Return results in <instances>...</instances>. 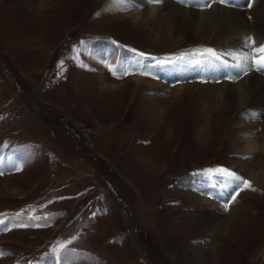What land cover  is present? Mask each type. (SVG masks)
<instances>
[{"label": "rangeland", "instance_id": "1", "mask_svg": "<svg viewBox=\"0 0 264 264\" xmlns=\"http://www.w3.org/2000/svg\"><path fill=\"white\" fill-rule=\"evenodd\" d=\"M35 1L0 0V161L12 162L0 164V219L8 217L0 264H65L52 249L72 237L67 264H264V181L246 172L264 179V151H245L248 116L232 118L217 96L222 84L241 94L239 80L249 74L220 58L228 43L200 40L192 25L169 33L163 0L135 8L52 0L41 12ZM184 2L200 11L227 5ZM248 3L232 7L251 21ZM260 45L264 39L249 44L252 61ZM205 48L217 57L197 51ZM214 57L226 71L198 68L181 78L160 71ZM108 65L131 74L113 75ZM262 133L264 117L258 144ZM209 168L253 187L205 174ZM30 216L48 217L47 226H15L45 223ZM228 216V228L210 227Z\"/></svg>", "mask_w": 264, "mask_h": 264}, {"label": "bare ground", "instance_id": "2", "mask_svg": "<svg viewBox=\"0 0 264 264\" xmlns=\"http://www.w3.org/2000/svg\"><path fill=\"white\" fill-rule=\"evenodd\" d=\"M24 3L29 6L32 1L35 0H23ZM125 3L130 4L134 8L139 4L149 3L150 0H123ZM162 1V0H161ZM163 5L160 8L159 12H163L162 18L165 20L168 32L174 34L178 30H183L182 34H187L186 30L188 25H192V28H195V31H192L196 37L201 39L204 38H217L222 41V43L227 44L229 50L222 55L221 59L229 60L230 66L237 67L241 70L248 69L249 74L246 77H243L241 80V94L238 90L235 89V84H225L221 87L222 89L218 92L219 102L222 103L226 110L231 111L232 118H236L240 115H247L248 120L243 124L242 131L244 134V141L246 142L245 151L247 153L260 152L264 151V133H262L261 144H258L256 141L255 130L258 127L259 119L264 117V73H261L262 70H257V72L251 69V56L248 52H251L249 44L247 41H244L242 35H248L250 33L256 34L258 39L256 41H262L264 39L262 34H264V0H253L251 11L253 12V19L250 21L249 18L245 17L244 12H241L237 7H232L233 1H228L227 5L220 6L218 3L205 11H200V9L191 7L188 4L184 5V0H163ZM206 2V0H204ZM52 0H42V3H38L34 9H37L38 12L43 11L42 6L51 5ZM232 2V3H231ZM241 2V1H240ZM107 6L110 8L118 6L119 2L117 0H108L106 2ZM186 3H189L186 1ZM36 4V3H35ZM34 4V5H35ZM31 6V5H30ZM40 8V9H38ZM208 8V7H207ZM152 10H157L156 6L152 7ZM158 12V13H159ZM250 12V11H249ZM261 38V39H260ZM227 46V45H226ZM248 51V52H247ZM259 56V53H257ZM217 57V56H216ZM216 57L211 61L203 63L202 65L189 66L187 63H174L173 65H166L161 68V74H164L167 78H181L187 74V70L196 71L198 68H201L204 72L209 74H218L220 71H226L225 65L222 63H217ZM243 57H247L245 60ZM253 57V56H252ZM224 61V60H223ZM217 64V66H216ZM233 67V68H234ZM220 69V70H219ZM228 69V68H227ZM231 69V68H230ZM231 74V73H230ZM234 76V75H233ZM238 77V76H237ZM241 78V77H240ZM236 80V79H235ZM234 83V82H233ZM157 98L162 96V92L165 91L167 87L165 83L157 86ZM256 92L257 96H254V99H250L253 95L252 92ZM251 107V108H249ZM160 113V112H159ZM157 114H153L152 118L154 119ZM159 115V114H158ZM163 115V114H162ZM163 118V117H162ZM160 120V119H159ZM156 121V120H155ZM162 121V120H161ZM152 122V121H151ZM154 122V121H153ZM161 123V122H160ZM1 165L10 166L12 162L10 160L0 161ZM251 168V167H250ZM249 173L250 179L261 183L264 179L261 177L260 172L246 171ZM264 183V182H263ZM229 187V186H228ZM206 201L207 199L204 198ZM210 216L218 217L216 212H209ZM222 216V215H221ZM225 217V216H224ZM231 217V216H230ZM230 217H227L225 220L222 217L221 221L216 222L213 225H210L214 231H220L225 226H230L231 221ZM232 218V217H231ZM215 219V218H214ZM236 220V219H235ZM231 229V228H230ZM238 231H236L237 233ZM215 248V247H214ZM200 250V249H198ZM197 251V250H196ZM206 252V251H205ZM195 253V252H194ZM197 253V252H196ZM206 256V255H205ZM217 256V255H216ZM212 261V260H211Z\"/></svg>", "mask_w": 264, "mask_h": 264}, {"label": "snow or ice", "instance_id": "3", "mask_svg": "<svg viewBox=\"0 0 264 264\" xmlns=\"http://www.w3.org/2000/svg\"><path fill=\"white\" fill-rule=\"evenodd\" d=\"M153 2H159V0H153ZM220 3H228V0H219ZM204 7H211V4H208V3H205L203 5ZM252 6V2L251 0H249V3H248V7H251ZM247 39V42L249 44H252L254 45L256 43V41L254 40V38L252 37H248L246 38ZM199 52H201V54H208L210 56H216V52L215 50L211 49V48H205V49H202V50H197ZM254 51L259 53V56H257L256 58L253 59L252 61V66L256 69V70H264V45H260L259 47H256L254 48ZM143 55V54H141ZM243 59L247 60L248 58L247 57H243ZM237 67H240L239 65H237ZM108 68H109V71L112 72L113 75H116L117 72L119 71L120 72V75H130L131 73L126 70V69H116V68H113L111 65H108ZM143 75H149V73L147 72H144V73H141ZM246 74V72L244 73ZM229 79H231V77H229ZM20 168H16V171H19ZM205 174H208V175H220V176H223L224 178L226 179H229V180H236V181H239L242 185H243V189H251L253 187L251 181L249 180H246V179H243L241 176L237 175L235 172L233 171H230L226 168H216V169H204L203 170ZM0 174H3V173H0ZM233 201L236 199L235 196L232 197ZM225 208H227V204L225 205ZM21 214L20 213H17L16 216L19 217ZM8 217H5L4 219H0V225H3L5 224V220H7ZM30 219L32 220H36V221H40V220H43L45 221L44 224H39V223H33V224H27V223H17L15 226L16 227H41V226H47V220H48V217H39V216H30ZM3 230H9L7 229V226L5 225L4 229ZM76 239V237H72V240ZM72 240H67V241H62V242H59L53 249H52V252L53 253H57V254H61V259L64 260L65 264H67V259H66V256H64L63 254L66 253L67 251H70L68 248H67V245L71 244ZM74 251V250H72ZM4 253L3 252H0V255H3Z\"/></svg>", "mask_w": 264, "mask_h": 264}]
</instances>
